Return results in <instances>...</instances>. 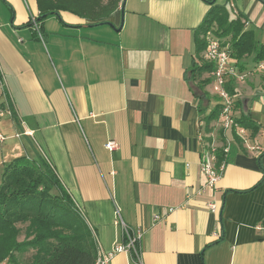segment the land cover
Masks as SVG:
<instances>
[{
    "label": "crops",
    "instance_id": "crops-1",
    "mask_svg": "<svg viewBox=\"0 0 264 264\" xmlns=\"http://www.w3.org/2000/svg\"><path fill=\"white\" fill-rule=\"evenodd\" d=\"M208 1L122 0L93 23L63 10L36 22L28 0L0 24L4 160H45L103 251L141 228L135 248L109 264H264V73L255 54L232 58L246 76L228 88L235 115L258 126L248 132L263 154L233 144L216 189L195 192L205 183L199 121L217 105L198 104L196 84L210 78V97V74L190 73L205 62L196 36ZM212 1L229 2V18L264 45V0ZM205 128L216 135L214 120Z\"/></svg>",
    "mask_w": 264,
    "mask_h": 264
},
{
    "label": "trees",
    "instance_id": "trees-1",
    "mask_svg": "<svg viewBox=\"0 0 264 264\" xmlns=\"http://www.w3.org/2000/svg\"><path fill=\"white\" fill-rule=\"evenodd\" d=\"M41 21L49 14L68 11L93 23H106L122 0H36ZM210 7L196 36V50L205 47L201 37L211 30L218 37H229L231 58L236 62L245 55L255 54V61L264 59V45L256 41L251 30H244L239 17L229 18L224 5L208 1ZM212 64L196 62L191 75L210 73ZM210 78L200 80L198 104L209 100L205 91ZM227 90L232 93V90ZM219 106L215 105L205 116V125L218 117ZM239 124L255 134L258 126L246 115ZM208 130V129H207ZM263 151L257 156L260 159ZM258 182L259 184L263 181ZM257 183V184H258ZM55 190V191H54ZM24 224V237L18 240ZM30 252L28 260L20 257ZM97 256L96 243L84 219L83 213L61 186L51 166L43 159L24 156L13 158L2 173L0 182V264H94Z\"/></svg>",
    "mask_w": 264,
    "mask_h": 264
},
{
    "label": "built area",
    "instance_id": "built-area-1",
    "mask_svg": "<svg viewBox=\"0 0 264 264\" xmlns=\"http://www.w3.org/2000/svg\"><path fill=\"white\" fill-rule=\"evenodd\" d=\"M202 38L205 42L204 60L212 64V70L209 73L212 78L211 91L217 96L219 113L218 117L214 120L216 135L212 132L209 133L205 128V123L199 121L197 139L201 143L202 148L198 163L205 183L195 190L197 194L203 193L206 189H216L233 144L240 142L246 149L253 151L257 155L263 151L259 145L251 142L248 130L239 124V118L234 112V98L227 90V84L232 78L243 81L246 76L232 62L230 39L218 37L211 30L206 31L202 35ZM254 68L264 73V59L256 61ZM2 114L3 112L0 111V117ZM3 140L4 137L0 134V143ZM116 146L117 144L114 141H108L105 144V147L109 150H112ZM174 209L173 207H169L168 212H172ZM208 209L211 212L216 211L217 204L209 202ZM161 219L162 216L160 214H155L152 218V223L154 224ZM141 234V228H137L136 232L128 237L125 243L117 244L107 251L101 250L99 243L94 239L97 249L94 264H109L110 259L115 253L129 252L134 249ZM1 264H4V262Z\"/></svg>",
    "mask_w": 264,
    "mask_h": 264
},
{
    "label": "rangeland",
    "instance_id": "rangeland-1",
    "mask_svg": "<svg viewBox=\"0 0 264 264\" xmlns=\"http://www.w3.org/2000/svg\"><path fill=\"white\" fill-rule=\"evenodd\" d=\"M19 1L17 0L16 5H18V6H16V8H15L14 4L12 2H9V0H0V24H2L3 22L12 21L16 15H18L19 13L20 14L22 13V10L23 11H24V9L27 10L28 0H21V2H20L21 4H19ZM226 3H225V8L228 9L229 8V2H226ZM36 22H38V21H36ZM216 101L218 103L217 96L210 90V97H209L210 104L213 105L216 103ZM7 118H8L7 115L0 118V122H3ZM0 134L3 137H5L7 135L3 126L0 130ZM9 138H11V137H9ZM6 142L0 143V182H1L2 173L5 169V165H7L11 161V160H9V161L4 160V158L6 157V150L4 149ZM19 227L21 229V233H20V236L18 237V240H22L24 237L23 235H24L25 227H24V224H19ZM29 256H30V252L23 254L19 258L20 262L24 263L26 260H28ZM4 264H11V263L9 261H5Z\"/></svg>",
    "mask_w": 264,
    "mask_h": 264
}]
</instances>
